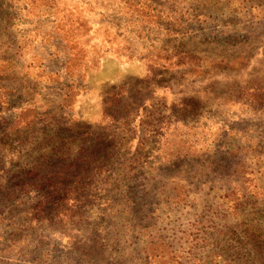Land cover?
<instances>
[{
    "label": "rangeland",
    "instance_id": "rangeland-1",
    "mask_svg": "<svg viewBox=\"0 0 264 264\" xmlns=\"http://www.w3.org/2000/svg\"><path fill=\"white\" fill-rule=\"evenodd\" d=\"M58 2L0 0V264H264V0ZM170 48L193 64L168 66ZM149 82L126 128L151 165L130 178L119 155L82 226L57 223L69 187L46 138L101 124L108 93ZM45 164L54 193L35 213L47 190L24 175Z\"/></svg>",
    "mask_w": 264,
    "mask_h": 264
},
{
    "label": "trees",
    "instance_id": "trees-1",
    "mask_svg": "<svg viewBox=\"0 0 264 264\" xmlns=\"http://www.w3.org/2000/svg\"><path fill=\"white\" fill-rule=\"evenodd\" d=\"M40 1L50 7H59V0ZM121 5H124L123 8L125 11H129L132 7L128 6L126 1H122ZM105 51L108 52L112 50L107 49ZM162 51L167 52L165 49H162ZM172 51L173 49L170 48L168 57L164 58V63H168V66L174 65L176 67H183L186 63L193 64V58H190V52L178 49L174 51L173 55H170ZM171 57L175 59L173 63L171 62ZM219 57H221L224 62L231 65L240 61L241 54H235L233 56L221 55ZM162 67L165 68L166 66ZM200 67L201 66L198 68ZM149 73L152 74V71ZM139 82H143V79L141 81L139 80ZM154 84L155 83L149 82L144 86L142 84L140 85V83L131 86L126 84L117 86L114 88L115 90L108 93L105 98V107L103 108L102 114L104 120L101 124L86 125L85 123H81L74 126L68 125L58 130V132H55L53 136H48L46 138V144L54 141L52 143V148L55 151L52 156L54 155L58 162L64 160L60 169L55 172V175H58V184L66 183V186L69 187L68 193L64 191L63 194H61L62 196H68L64 199L65 202H60L59 200L56 202V207H58L56 210L62 212L61 215L58 216L59 218H56L57 223L64 222L65 219L69 218L70 220L73 219L70 225L71 227L82 226L81 206L78 204L82 203L83 199L87 196L88 188L93 189L95 186H99L100 183H103V181L106 182L105 179L107 178V174L117 164L119 155L123 154L130 156V159L128 157L126 158V161L129 162L128 174H130V178H134L137 173L141 175L144 174V169L149 168L151 162L148 161L145 164V162L138 161L140 156L145 155L144 150L140 148L144 147V144L133 138L131 128H126V126L131 123L130 117L136 120L137 116L140 114V110L144 109V105L147 104L149 96L157 91ZM132 86L133 88H130ZM255 91L256 92L253 93V98L256 101L255 104L258 105L260 102L264 101V93L257 89H255ZM144 92H146L148 96L144 99L142 105H139L137 103L139 96ZM258 106L261 105L259 104ZM81 126L84 127L81 128ZM99 126L103 127L104 130L107 128V130L97 132L95 128ZM123 131H125L128 136H121ZM16 134L18 133L12 135ZM1 139L4 147H10L14 142L11 135L8 137L3 135ZM135 141L136 143H134ZM76 142L80 144H76ZM157 150L158 152L160 151V149ZM46 162L49 163V160H46ZM40 173L41 174L36 173V165H34L26 172L27 176L24 175L26 178L31 179L32 183L35 178L40 177L41 182L45 184L47 190L43 200L39 201V204L32 208V211L35 213L43 212L44 204L49 200L52 201L51 198L54 193V186H51L53 175L50 172L49 165L45 164L41 167ZM16 177L17 176H15V178ZM8 192H10V197L15 196L13 189L9 188ZM58 192H61L60 188H58ZM70 202L71 205H69ZM73 208H75L74 211L78 210L77 216L73 215ZM63 214H65V216H63ZM70 237L71 239L75 238L78 245L83 243L82 240H78L75 236Z\"/></svg>",
    "mask_w": 264,
    "mask_h": 264
}]
</instances>
